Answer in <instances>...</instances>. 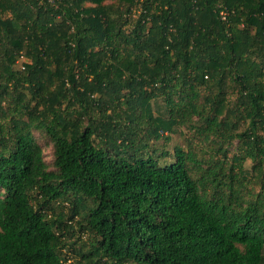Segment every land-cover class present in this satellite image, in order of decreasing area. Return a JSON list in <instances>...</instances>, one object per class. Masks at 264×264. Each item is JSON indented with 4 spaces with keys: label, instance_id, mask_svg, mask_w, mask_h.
I'll return each instance as SVG.
<instances>
[{
    "label": "trees",
    "instance_id": "16d2710c",
    "mask_svg": "<svg viewBox=\"0 0 264 264\" xmlns=\"http://www.w3.org/2000/svg\"><path fill=\"white\" fill-rule=\"evenodd\" d=\"M0 264H264V0H0Z\"/></svg>",
    "mask_w": 264,
    "mask_h": 264
},
{
    "label": "rangeland",
    "instance_id": "374dc122",
    "mask_svg": "<svg viewBox=\"0 0 264 264\" xmlns=\"http://www.w3.org/2000/svg\"><path fill=\"white\" fill-rule=\"evenodd\" d=\"M167 135V134H166ZM168 138H160L156 142V146L158 148H164L165 150L172 152V149L175 145L183 144V134L179 133L178 128H176L174 131L168 133ZM39 142L42 144L43 147V153L44 158L47 162H50L52 157V149L49 143L46 142V140L43 137H38ZM66 254L68 257H70L71 260H75V255L70 251L69 249L66 250Z\"/></svg>",
    "mask_w": 264,
    "mask_h": 264
}]
</instances>
